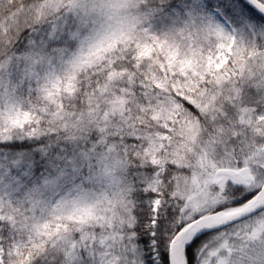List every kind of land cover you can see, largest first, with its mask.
Here are the masks:
<instances>
[{"label":"snow or ice","instance_id":"snow-or-ice-1","mask_svg":"<svg viewBox=\"0 0 264 264\" xmlns=\"http://www.w3.org/2000/svg\"><path fill=\"white\" fill-rule=\"evenodd\" d=\"M0 264H264V0H0Z\"/></svg>","mask_w":264,"mask_h":264}]
</instances>
